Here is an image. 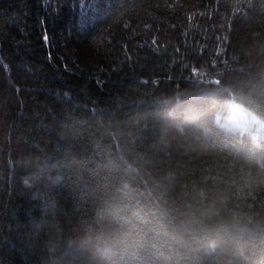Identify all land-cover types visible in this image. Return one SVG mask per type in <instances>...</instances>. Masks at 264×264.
Segmentation results:
<instances>
[{
	"label": "trees",
	"instance_id": "16d2710c",
	"mask_svg": "<svg viewBox=\"0 0 264 264\" xmlns=\"http://www.w3.org/2000/svg\"><path fill=\"white\" fill-rule=\"evenodd\" d=\"M0 264H264V0H0Z\"/></svg>",
	"mask_w": 264,
	"mask_h": 264
}]
</instances>
